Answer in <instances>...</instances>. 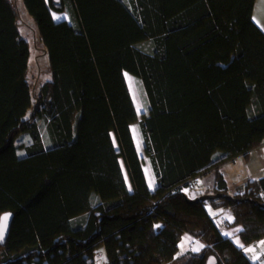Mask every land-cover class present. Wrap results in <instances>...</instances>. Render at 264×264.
<instances>
[{
    "label": "trees",
    "instance_id": "trees-1",
    "mask_svg": "<svg viewBox=\"0 0 264 264\" xmlns=\"http://www.w3.org/2000/svg\"><path fill=\"white\" fill-rule=\"evenodd\" d=\"M22 2L50 79L32 97L18 9L0 0V214L13 213L0 264H95L99 246L106 264H205L211 254L217 264H261L243 248L264 238V176L230 190L222 170L264 142V33L252 20L254 0ZM124 72L147 99L139 131L152 187ZM22 133L23 154L5 158ZM207 173L205 191L219 195L187 201ZM208 208L229 211L224 225L242 226V247ZM185 233L203 247L176 255Z\"/></svg>",
    "mask_w": 264,
    "mask_h": 264
},
{
    "label": "rangeland",
    "instance_id": "rangeland-1",
    "mask_svg": "<svg viewBox=\"0 0 264 264\" xmlns=\"http://www.w3.org/2000/svg\"><path fill=\"white\" fill-rule=\"evenodd\" d=\"M12 3L17 7L18 11V30L20 32V36L25 39L29 46V59H28V71H27V82L32 94V97H35L38 93L39 87L45 81L50 79L49 72V60L48 54L44 49L41 41L39 40V33L37 30V26L34 23L32 17L26 11V8L22 2V0H11ZM53 18L55 20L66 18L68 16L65 11L55 12L52 11ZM126 83L132 97L134 106L137 111V121L132 123L130 128L132 132V136L134 139L135 146L137 148L138 154L142 159V166L146 175V178L149 181V184L154 183V177L152 175L151 169L149 167V162L147 156L144 154L142 149V138L139 131V120H141L142 116L145 114L147 109V99L144 94V90L140 80L134 76H132L128 72H124ZM112 140L116 149H118V145L113 133H111ZM29 142V137L26 133H22L18 135L14 140V149L12 152H9L5 158L12 157L14 155H22L24 152V146ZM119 163L123 172V176L126 182L128 189H131L130 180L127 174V170L125 168L122 157L119 158ZM184 251L183 243H180L179 249L176 255L182 254ZM95 264H106V257L103 246H99L96 249ZM170 264V263H169ZM173 264H182L179 260H175Z\"/></svg>",
    "mask_w": 264,
    "mask_h": 264
},
{
    "label": "crops",
    "instance_id": "crops-1",
    "mask_svg": "<svg viewBox=\"0 0 264 264\" xmlns=\"http://www.w3.org/2000/svg\"><path fill=\"white\" fill-rule=\"evenodd\" d=\"M252 20L258 25V27L264 33V0H254L252 8ZM223 178L226 182L228 189L233 190L236 186L246 182L247 180L258 179L264 176V142L254 148L248 153V156L244 158L243 156H238L232 162H227L222 165ZM196 180L199 182V187L203 190L209 189L212 187V173H207L201 175ZM148 185L149 181L147 179ZM153 186V184H152ZM211 215H214L215 222L220 225L219 229L221 234L224 237H228L236 246L241 247L242 242L239 236L240 231L242 230L241 225L226 226L224 225L226 220H230V213L226 209H212L208 208ZM240 229V231H237ZM239 240V244L236 241ZM264 241L260 239L250 245L245 246L243 249L248 247H255V253L253 252H244L247 256L252 259V256L257 253H261L259 259L261 264H264V250L259 246V242ZM183 243V253L185 252H198L193 249L199 248V251L203 247V243L197 239H194L188 234H183L180 242ZM202 246V247H201ZM179 249V247H178ZM182 253V254H183ZM253 260V259H252ZM258 260V259H257Z\"/></svg>",
    "mask_w": 264,
    "mask_h": 264
},
{
    "label": "water",
    "instance_id": "water-1",
    "mask_svg": "<svg viewBox=\"0 0 264 264\" xmlns=\"http://www.w3.org/2000/svg\"><path fill=\"white\" fill-rule=\"evenodd\" d=\"M58 1V0H55ZM219 194H212L210 192H207L201 188L197 189H191L188 194L186 195L187 201L196 202L199 199L200 200H210L214 198L215 196H218ZM5 214L8 215L7 221H3L0 219V232H2V237H0V244L3 245L6 241V238L9 233L10 225L12 222L13 213L11 211H4L0 214V218H2ZM205 264H217V259L214 255H208Z\"/></svg>",
    "mask_w": 264,
    "mask_h": 264
},
{
    "label": "snow or ice",
    "instance_id": "snow-or-ice-1",
    "mask_svg": "<svg viewBox=\"0 0 264 264\" xmlns=\"http://www.w3.org/2000/svg\"><path fill=\"white\" fill-rule=\"evenodd\" d=\"M149 187H152V184L150 183V185H149ZM185 191H187V189H185ZM0 219H2L3 221H7V219H8V215L7 214H5L2 218H0ZM229 219H232L231 217H229ZM156 227H159V225H157ZM237 231H240V229H238ZM0 237H2V232H0ZM236 243L237 244H239V240H237L236 241ZM259 246L262 248V250H264V241H260L259 242ZM202 247V246H201ZM241 247H242V245H241ZM194 251H199V248H197V249H193ZM246 252H253V253H255V247H248V248H245L244 249ZM260 255H261V253H257V254H254L253 256H252V259L253 260H257V259H259V257H260Z\"/></svg>",
    "mask_w": 264,
    "mask_h": 264
},
{
    "label": "built area",
    "instance_id": "built-area-1",
    "mask_svg": "<svg viewBox=\"0 0 264 264\" xmlns=\"http://www.w3.org/2000/svg\"><path fill=\"white\" fill-rule=\"evenodd\" d=\"M192 189H197L199 187V182L197 180H194L192 184L190 185Z\"/></svg>",
    "mask_w": 264,
    "mask_h": 264
}]
</instances>
